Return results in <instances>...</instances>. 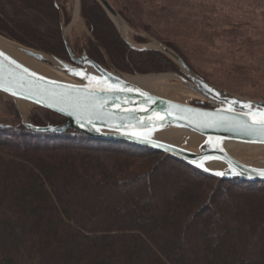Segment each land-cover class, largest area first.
<instances>
[{
    "label": "trees",
    "instance_id": "obj_1",
    "mask_svg": "<svg viewBox=\"0 0 264 264\" xmlns=\"http://www.w3.org/2000/svg\"><path fill=\"white\" fill-rule=\"evenodd\" d=\"M8 1L41 26L14 19L0 0L1 36L69 61L54 0ZM81 8L119 72L179 73L161 53L130 50L96 0ZM40 111L35 126L67 122ZM0 264H264V182L222 180L162 152L74 130L0 124Z\"/></svg>",
    "mask_w": 264,
    "mask_h": 264
},
{
    "label": "water",
    "instance_id": "obj_2",
    "mask_svg": "<svg viewBox=\"0 0 264 264\" xmlns=\"http://www.w3.org/2000/svg\"><path fill=\"white\" fill-rule=\"evenodd\" d=\"M96 1L130 50L157 52L171 59L182 73L175 77L199 101L191 105L171 100L131 81V78L138 77L121 73L110 64L107 69L87 52L78 54L65 32L70 31V27L62 32L69 62L0 36L27 58L52 68L68 79L62 81L42 75L0 48V53L8 58L0 57V93L67 119L61 126L47 124L39 127L22 118L24 126L34 132L63 134L74 130L92 139L127 142L170 155L222 180L264 182V175L260 174L264 172V167L258 166L264 162L246 164L232 156L226 147L228 144L264 146V134L249 130L247 126L253 123V117L245 115L264 112V101L245 99L211 84L160 42L134 44L127 36L128 25L110 1ZM55 6L59 8L57 3ZM78 19H82L81 0H76L72 24ZM94 43L102 50L95 40ZM25 69L28 71L25 72ZM245 104H251L252 108L243 107ZM229 107L233 110L228 111ZM177 132L200 137L202 142L198 150L192 151L164 139L165 135ZM214 165H221L222 168L214 169ZM218 172L225 175H217Z\"/></svg>",
    "mask_w": 264,
    "mask_h": 264
},
{
    "label": "rangeland",
    "instance_id": "obj_3",
    "mask_svg": "<svg viewBox=\"0 0 264 264\" xmlns=\"http://www.w3.org/2000/svg\"><path fill=\"white\" fill-rule=\"evenodd\" d=\"M109 1L128 25L127 36L134 44L168 43L187 60L194 73L206 81L236 96L264 101V0ZM3 3L14 19L30 20L35 26H41L34 15L21 11L13 2L3 0ZM54 3L59 7L61 32L70 27V31L65 32L75 51L80 55L87 52L90 56L89 42L94 43L95 39L83 15L82 19L72 24L76 0H54ZM102 50L99 48L104 58L101 65L109 69L110 64L117 70ZM162 74H168L158 76L164 86H183L175 77L182 75L180 67L179 73ZM127 75L157 77V74ZM198 101L189 99L184 103L194 105ZM40 109L29 103L23 107L18 101L0 93L2 125L17 126L22 118L31 121L34 114H43ZM239 146L250 147L236 151V154L243 155L246 150L243 156H250V159L257 154L255 147H259L257 152L262 154L261 157L257 156L247 164L264 162V146ZM236 154L231 155L242 161L241 156Z\"/></svg>",
    "mask_w": 264,
    "mask_h": 264
},
{
    "label": "bare ground",
    "instance_id": "obj_4",
    "mask_svg": "<svg viewBox=\"0 0 264 264\" xmlns=\"http://www.w3.org/2000/svg\"><path fill=\"white\" fill-rule=\"evenodd\" d=\"M0 48L2 50H4L5 52L11 54L12 56H14L16 59H18L19 61H21L23 64H25L26 66H28L29 68L35 70L36 72L45 75L47 77L53 78V79H57V80H62V81H67L68 79L63 76L62 74H60L59 72L53 70L52 68L39 63L37 61H34L30 58H27L26 56H24L23 54H21L19 51H17L15 49L14 46L7 44L4 40L0 39ZM131 81L140 85L141 87L151 91V92H155L159 95H162L164 97H167L171 100L174 101H178V102H184L186 100L189 99H197V96L190 92L187 88H185L184 86L180 87V86H171V85H165L161 83L162 79L161 77H147V78H131ZM164 86V87H163ZM19 104L23 107H26L28 105V103L26 102H19ZM165 140L168 142H171L173 144H178V145H182V143L184 142V147L192 150V151H197L198 150V146L201 144L202 139L198 136L195 135H190V134H186V133H182V132H177V133H171L168 135L164 136ZM227 150L231 153V154H236V151L238 150V148H245V149H249L250 147H240L239 145H234V144H228L227 146ZM255 151H256V155H254L251 159L250 156H246L244 157L243 155L245 154V151L243 152V155L240 154H236L237 156H241V160L246 163L250 160H252L253 158L261 157V155L257 152V149L259 147H255ZM247 164V163H246ZM258 166L260 167H264V164H258ZM212 168L214 169H220L222 168L221 165H214L212 166Z\"/></svg>",
    "mask_w": 264,
    "mask_h": 264
},
{
    "label": "snow or ice",
    "instance_id": "obj_5",
    "mask_svg": "<svg viewBox=\"0 0 264 264\" xmlns=\"http://www.w3.org/2000/svg\"><path fill=\"white\" fill-rule=\"evenodd\" d=\"M0 57H4V59H8L6 56H4L3 53H0ZM24 71L27 72L28 70L25 69ZM76 74L80 75L81 73H76ZM13 94L15 95V93H13ZM233 103H238V102L234 101ZM100 106L103 107V104H101ZM243 107L251 109L252 105L251 104H245V105H243ZM227 110L232 111L233 109L231 107H229ZM245 115H251L253 117V123L249 124L247 126L248 129L251 131H256V132H259L261 134H264V112H259V113L249 112V113H245ZM257 117H259V118L257 119ZM201 166H203V165H201ZM216 174L220 175V176L225 175V173H223V172H218ZM260 174L264 175V172H261Z\"/></svg>",
    "mask_w": 264,
    "mask_h": 264
},
{
    "label": "flooded vegetation",
    "instance_id": "obj_6",
    "mask_svg": "<svg viewBox=\"0 0 264 264\" xmlns=\"http://www.w3.org/2000/svg\"><path fill=\"white\" fill-rule=\"evenodd\" d=\"M100 64V63H99Z\"/></svg>",
    "mask_w": 264,
    "mask_h": 264
}]
</instances>
